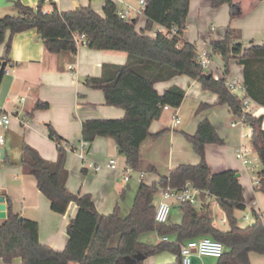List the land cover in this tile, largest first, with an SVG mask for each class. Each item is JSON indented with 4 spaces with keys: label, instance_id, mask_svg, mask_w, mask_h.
Here are the masks:
<instances>
[{
    "label": "trees",
    "instance_id": "1",
    "mask_svg": "<svg viewBox=\"0 0 264 264\" xmlns=\"http://www.w3.org/2000/svg\"><path fill=\"white\" fill-rule=\"evenodd\" d=\"M213 8L227 3L231 18L237 14L238 5L233 0H210ZM15 14L0 16V44L5 42L7 52L12 35L34 29L42 39L46 51L75 53L78 44L88 48L113 51L125 54L122 64H102L98 76H88L83 83L102 91L106 105L123 109V118L88 119L81 122L80 133L85 142V152L93 140L100 136L114 140L124 163L133 169L139 167L140 144L148 136H157L149 131L151 123L162 115L163 106H179L184 90L178 85L168 87L162 93L155 89L159 81H166L175 75H186L198 80L203 90H210L218 98L216 104H227L234 115H242V100L229 91L225 76L230 71V60L235 59L242 65V79L247 94L256 103L264 106V43L243 47L236 42L241 31L227 27L222 40L209 43L211 53L217 54L223 65V77H206V69L199 64L196 47L184 40L189 0H146L143 13L145 25L137 30V19L120 17L114 0H104L102 15L92 6L78 7L71 11H60L50 2L51 9L46 11L43 0L35 6L23 5L20 0H12ZM164 25L168 30L178 26L175 34L157 33L150 36L155 24ZM1 66V63H0ZM2 75V71H0ZM207 105L201 104L198 111ZM47 103L37 102L35 109H43ZM263 116L244 115V120L253 129L249 138L261 168L256 174L260 181L256 188L264 191V129L261 127ZM196 131L184 133V138L193 146L199 156L197 164H178L167 175L160 176L158 182H141L125 216L115 206L110 213H99L91 196L87 193H73L66 185L67 168L64 165L68 150L74 146L59 136L50 124L47 133L55 142L57 158L44 159L31 145L21 144L20 165L25 174L35 178L40 193L50 201V209L62 215L70 203L77 210L66 224L67 242L63 250H56L39 241L38 223L12 212L11 200L7 198L6 218L0 219V257L10 263L20 257L22 264H123L122 259L141 253L144 258L164 250L176 255L181 264L180 244L186 239L210 236L225 246L217 258V264H251L250 253L264 255V218L254 216L253 221L244 228L239 227L236 211L245 208L242 186L237 170L226 169L212 172L205 160L208 143L223 145L224 140L214 129L209 119L198 122ZM191 182L202 192L213 198L225 214L227 230L213 224V212L209 203L196 206L184 201L178 203L181 217L178 223L155 221V198L158 185L181 187ZM121 197V196H120ZM155 231L159 237L175 235L174 240H158L153 244L138 241L141 234ZM117 238L112 244L113 238ZM135 264H142V260Z\"/></svg>",
    "mask_w": 264,
    "mask_h": 264
},
{
    "label": "crops",
    "instance_id": "2",
    "mask_svg": "<svg viewBox=\"0 0 264 264\" xmlns=\"http://www.w3.org/2000/svg\"><path fill=\"white\" fill-rule=\"evenodd\" d=\"M39 1L20 0L23 5L32 7ZM114 1L118 11L137 19V30L145 25L146 16L138 0ZM43 2L46 11L51 9L50 2H53L60 11H71L90 5L99 15H102L104 6V0ZM233 3L238 5V14L231 18L230 6L227 3L213 8L210 0H189L183 38L192 43L198 53L208 58L206 72L217 78L224 75V63L217 54L211 53L209 43L212 40H222L228 26L239 29L240 37L248 35V45H243L239 38L236 40L241 42L243 47L264 43V0H233ZM8 13H16L12 0H0V16ZM12 36L8 52L6 43L0 44V63H5L0 75V107L12 114L10 125L0 127V135H3L4 139L0 144V194L4 195L6 207V199L11 200L12 212L37 221L39 241L42 244L63 250L68 238L65 227L69 219L75 216L77 206L73 202L70 203L62 215L50 209V201L38 190L34 176L23 172L20 165L21 144L31 145L44 159L55 160L56 145L47 133V124H50L63 140L77 147L82 141L80 129L83 120L123 118V109L106 105L102 91L90 88L82 81L88 76H98L102 64L124 63L125 54L90 49L84 44H78L74 54L70 51L52 53L45 50L42 39L34 29ZM229 63L230 71L227 76L242 79V65L235 59H231ZM174 85L184 90L183 100L179 106L163 110L158 120L151 123L149 131L152 134L164 131L157 136H148L140 144L139 167L130 173L127 181H123L121 177L127 165L119 155L114 140L98 136L89 145L83 158L78 150L67 151L64 165L68 171V189L73 193L89 194L96 210L101 214L110 213L118 206L119 213L125 216L141 182H158L160 176L167 175L178 164L198 163L199 156L183 134L192 135L199 121L209 119L224 140L223 145L208 143L206 146L205 160L211 171L237 170L245 208H249L251 214L253 209L264 213V191L258 190L250 183L249 166L235 158V151L241 143L251 147L249 138L242 135L248 128L231 126L238 118L227 104H216L218 96L210 90H203L198 80L186 75H175L169 80L157 82L154 87L157 92L162 93ZM21 98L24 99L21 101ZM37 102H45L47 107L35 109ZM201 104L207 106L198 111ZM259 115L263 116L261 127L264 129V106L256 105L253 108V116ZM176 118L178 122H175ZM251 156L257 157L254 150ZM110 158L116 160L117 168L109 169L105 166ZM97 164L103 165V168L96 171L94 167ZM260 168L258 161L256 172ZM140 173L143 174L141 179ZM197 199L200 200V205L209 203L213 216L214 212L219 210L213 198L202 199L198 194ZM158 200L159 196L156 194L155 203ZM180 217L178 203H173L169 221L178 223ZM219 221L225 222V214ZM213 224L216 226L214 218ZM146 233L139 236V242L153 244L158 240L175 238V235L165 238L157 235L154 239H149ZM116 239L113 238L112 244ZM175 260L174 253L164 250L146 256L142 264H172ZM250 260L253 264L252 259ZM190 261L191 264H217L218 260L215 257L195 255L191 256ZM0 264L22 262L20 257H15L10 263H4L0 257Z\"/></svg>",
    "mask_w": 264,
    "mask_h": 264
},
{
    "label": "built area",
    "instance_id": "3",
    "mask_svg": "<svg viewBox=\"0 0 264 264\" xmlns=\"http://www.w3.org/2000/svg\"><path fill=\"white\" fill-rule=\"evenodd\" d=\"M140 2L142 8H144L145 0H138ZM117 14L120 17H127L126 13L123 11L120 12L117 10ZM178 30V26L172 25V27L168 30L164 25L161 24H155L153 25L152 30L150 31V36L153 38L156 37L157 33L161 32L163 34H175ZM198 62L203 66V68L206 69L208 66V58L198 53ZM214 79H218L216 76H214ZM225 84L229 91L236 94L241 98L242 100V115L238 118L237 122H232L231 126L238 125L239 127L246 126L248 130L242 135L244 137L250 138L253 132V129L250 127V125L244 120V115L246 113H251L253 115V108L256 106V103L251 99V97L247 94L243 79H237L229 76H225ZM24 98H21L22 101ZM170 107L168 105H164L163 109H169ZM12 114L11 112L5 110L4 108L0 107V127H6L10 125L12 120ZM175 122H178V119H175ZM3 135H0V144L3 143ZM85 142L81 141V143L74 148V150H78L80 152V155L82 158L85 154ZM252 146L249 147L245 144H240L239 147L235 151V158L237 161L246 164L249 166V177H250V183L254 185L255 187L258 186L260 177L256 174V164L259 161L258 157L253 158L251 154L253 153ZM105 166L109 169H115L117 168L116 160L114 158H110L105 163ZM95 170L98 171L101 168H103V165L97 164L95 165ZM131 166H128L124 169L122 172V180L127 181L130 177V173L134 171ZM143 174L140 173V179L142 178ZM202 192L200 189L195 187L191 182H187L181 187H171L170 185H158L157 188V196H159V200L156 203L155 208V221L157 223H167L169 221L170 215H171V209L173 203H180L184 201H189L190 203H197V195ZM205 195H207V198H210L207 194V192L203 191ZM254 210V216H256L259 219L264 218V213L261 210L253 209ZM247 218V216H245ZM165 238V236H164ZM165 240V239H163ZM180 261L181 264H191L190 258L191 256H198V257H215L218 258L221 256V254L225 250L224 244L219 242L218 240L207 236H198L191 239H186L181 242L180 244Z\"/></svg>",
    "mask_w": 264,
    "mask_h": 264
},
{
    "label": "rangeland",
    "instance_id": "4",
    "mask_svg": "<svg viewBox=\"0 0 264 264\" xmlns=\"http://www.w3.org/2000/svg\"><path fill=\"white\" fill-rule=\"evenodd\" d=\"M237 14H235V17L237 16ZM243 16L246 17V15H243ZM243 16L241 17L244 18ZM248 27L250 28V26ZM248 39H249L248 35L242 36L239 38V40L242 42L243 45H248V41H249ZM197 205L198 206L200 205L199 199L196 203V206ZM223 214H224L223 211H221L220 209L216 213L214 212V222L217 227L221 228L222 230H227V228H229L227 223L226 222L221 223L219 221L223 217ZM235 214H236L237 223L239 227L244 228L245 226L251 224L253 221V215L251 214V210L249 208H244L243 210H237ZM244 215H248L247 218H245ZM146 234H148L149 239H152V238L154 239L157 236V233L155 231H148ZM249 255H250V259H252L253 264H264V255L259 256L256 253H250Z\"/></svg>",
    "mask_w": 264,
    "mask_h": 264
},
{
    "label": "water",
    "instance_id": "5",
    "mask_svg": "<svg viewBox=\"0 0 264 264\" xmlns=\"http://www.w3.org/2000/svg\"><path fill=\"white\" fill-rule=\"evenodd\" d=\"M5 63L2 62L0 66V71L4 70ZM210 73H206V77H209ZM238 175V173H237ZM6 218V201L4 199V195L0 194V219ZM144 256L141 253L135 254L133 256L123 257V264H135L138 260H143Z\"/></svg>",
    "mask_w": 264,
    "mask_h": 264
}]
</instances>
